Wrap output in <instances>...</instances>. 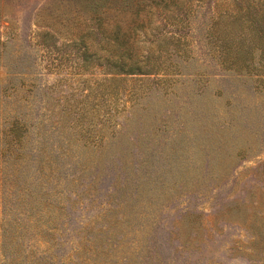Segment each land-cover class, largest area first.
Masks as SVG:
<instances>
[{
  "label": "rangeland",
  "instance_id": "1",
  "mask_svg": "<svg viewBox=\"0 0 264 264\" xmlns=\"http://www.w3.org/2000/svg\"><path fill=\"white\" fill-rule=\"evenodd\" d=\"M94 1L0 0V264H264V93L223 76L205 40L214 16L249 31L246 11ZM116 49L157 71L110 72ZM11 115L22 142L1 133Z\"/></svg>",
  "mask_w": 264,
  "mask_h": 264
},
{
  "label": "trees",
  "instance_id": "2",
  "mask_svg": "<svg viewBox=\"0 0 264 264\" xmlns=\"http://www.w3.org/2000/svg\"><path fill=\"white\" fill-rule=\"evenodd\" d=\"M104 2L108 0H95V7L101 6ZM238 1L237 4L239 9L237 11V15L234 17L236 20L241 21L243 19L242 10L246 11L244 17H247L245 21L247 26L249 27V31L240 30L235 35L231 34L227 31L225 26H222V18L221 15L212 19L210 26L206 30V46L208 48L209 54L214 58L216 66L223 71L225 77H231L233 79V84L239 86L242 83L246 82L248 78H255L257 84L253 86L259 92L264 93V27L262 26V17H259V11L262 10L257 8V4L262 2V6H264V0H235ZM112 2H116L121 4L122 6H136L138 10L146 8L148 6H160L163 9V12H167L170 8V5L175 2L174 0H112ZM177 2V1H176ZM257 3V4H256ZM177 4V3H176ZM153 12L152 10H149ZM225 23V22H224ZM229 23H225L228 25ZM101 31V27H98ZM253 29H256L257 32H254ZM103 33V30L101 31ZM44 42L52 39L53 35L50 32H46L43 36ZM118 36H116V39ZM151 55L142 63L137 59H134L132 53L127 50H119L116 49L109 59L110 72L115 74H131V73H153L157 71V68L150 61ZM198 74V78L195 79L194 88L196 81H199L200 84L207 85L209 84V77L206 75V79H200L201 73L199 71H192L191 75ZM235 79V80H234ZM236 81V82H235ZM237 91L232 96H237L239 94L240 89L238 87ZM8 87L4 90V94L7 99L10 97V93H7ZM195 92V91H194ZM192 93V103L193 106L191 113L193 116H196L199 123L198 126L206 127L204 116L209 115V110L206 107L205 103L198 102L197 98H195V93ZM199 94L202 92L198 91ZM218 93H222V89H218ZM2 94L0 93V104H1ZM235 99V98H234ZM229 103H234L232 99H229ZM235 104V103H234ZM241 106L239 103H236L234 107L229 108L224 119L219 122L217 138L220 135V139L222 141H226L228 134L225 130H222V125H231L234 121L240 117ZM196 109V110H195ZM218 112L210 114V117L216 120ZM219 115V114H218ZM9 129H3L1 133L4 134L5 138L8 136L13 138V143L22 142V138L24 136V129L27 126V118L20 117L19 115H11L8 120ZM222 124V125H221ZM221 133V134H220ZM198 138V137H195ZM11 143V144H13ZM218 147L224 148L217 139ZM201 150V148H199ZM249 151L245 148L239 147L237 154L241 158H245L246 154Z\"/></svg>",
  "mask_w": 264,
  "mask_h": 264
}]
</instances>
